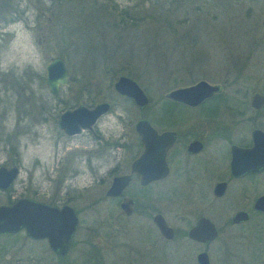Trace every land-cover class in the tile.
<instances>
[{
  "label": "rangeland",
  "instance_id": "374dc122",
  "mask_svg": "<svg viewBox=\"0 0 264 264\" xmlns=\"http://www.w3.org/2000/svg\"><path fill=\"white\" fill-rule=\"evenodd\" d=\"M113 1L120 6L149 7L146 0ZM93 2L0 0V51L11 49L17 58L16 64L0 71V166H6L13 152L20 158L18 175L8 194L0 191V204L22 195L32 198L33 189L38 193L36 199L48 201L56 179L63 177L72 196L71 205L81 212L79 229L96 227L95 214L103 206L91 204L100 196L99 182H108V171L113 166L121 170L120 159L124 161L131 155L127 144L133 139L134 121L147 114L154 122H161L163 108L158 107V101L163 92L203 79L224 85L223 92L241 102L247 90L258 89L264 79V0H179L175 6L185 22L180 31L183 36L176 40L170 35L154 36L146 23L132 30L114 29L100 35L103 27L110 28L111 21H104ZM97 3L100 7L107 4L109 11L113 5L106 0ZM8 18L13 20L5 23ZM62 26L65 30L60 33ZM88 40L93 46L101 42V48L105 47L103 63L96 61L91 66L82 60ZM56 55L65 61L69 84L52 96L44 85L43 67L49 57ZM110 66L131 72L129 76L150 99L146 109L140 112L131 101L115 94L111 85L114 79L128 75L122 71L110 80L106 70ZM90 101L111 104L109 112L96 122L101 140L96 141L84 131L62 147V142L57 145L58 131L52 116L66 107ZM172 113L179 118L187 115L183 109ZM230 116L236 113L231 111ZM85 137L88 144L81 143ZM219 145L213 152L222 160ZM240 187L233 184L222 199L209 203L208 216L218 236L207 245L192 243L180 235L193 223L192 217L169 216L167 222L177 234L163 247L162 243L155 245L157 264H196L195 254L201 250L207 252L209 264H264V215L252 216L239 225L228 220V212L241 203ZM191 188L195 204L210 201L204 184ZM161 189L172 190L171 202L177 204V209L185 211L189 207L185 204L188 187L172 188L166 182ZM131 226L132 221L129 229ZM16 234L0 237V264H20L21 259L26 264H55L44 242H31L22 237V232ZM151 237L160 242L154 231Z\"/></svg>",
  "mask_w": 264,
  "mask_h": 264
},
{
  "label": "flooded vegetation",
  "instance_id": "af4514ba",
  "mask_svg": "<svg viewBox=\"0 0 264 264\" xmlns=\"http://www.w3.org/2000/svg\"><path fill=\"white\" fill-rule=\"evenodd\" d=\"M262 80L263 85L256 90H247L241 102H236L233 100L232 96L230 97L225 94L223 92L224 85L209 83L206 80L204 81L211 85H217L219 89L195 105H188L171 100L166 97V93L178 87L188 86L199 80L187 85L172 87L163 92L162 97L158 101V107L161 106V108H163L160 114L161 122H154L147 114L146 116L148 118L144 116L137 118L132 126V142L127 144V148H129L131 155L124 161L120 159V162L122 161L123 163L122 169L124 171H122V169L117 170L116 166H113L108 171L111 176L110 180L108 182H99L101 185L99 188L101 191L100 196L95 198L91 206L97 207L100 205L103 206V208L100 212L97 211L95 214L97 219L96 227L94 228L85 227L79 229L81 212L71 205L72 196L68 192L69 186L66 184L63 177L61 179H56L48 201L36 199L35 196L38 193L33 189L32 194H35V196L32 198L22 195L13 200H8L6 204H0L9 205L17 199L28 198L58 209L65 205L71 207L77 218V225L64 254H57L52 251L46 239H32L28 237L23 229L14 233L2 234L0 237L17 236L16 233L22 232V237L24 236L25 240L35 243L44 242V248L48 251L50 259H52L55 264H152L153 261L157 264V254L153 251L155 245H160V243H162L163 247L164 244L166 245L168 242H171L177 234L174 228L167 222L169 216L187 219L192 217L194 219L193 223L190 224L186 230L180 232L182 237H185L188 241L190 240V242L192 241V243L207 245L217 238L218 229L208 216L210 215L209 203L217 199H222L233 184H240L241 186L239 189L241 191V203L228 212L229 222L239 225L247 222L252 216L264 215V211L255 210L253 207L255 199L264 195V164L257 165V162L263 158V140L260 139L258 134H255L257 131L264 134V79ZM113 82L111 85H113ZM60 88L61 87H59L56 94L48 93L52 96H56ZM115 94L133 103L130 98L119 95L117 92H115ZM255 94L262 96L261 102L252 101ZM145 95L147 97V104L142 109L136 106L140 112L147 108L150 101L146 93ZM100 102H107L109 104L108 110L98 117L90 128L81 129L78 133L73 135L65 134L57 126L59 114L73 107H66L57 114H54L52 118L54 119L58 131L56 144L59 145V142H62V147L65 143L67 144L69 139L80 135L84 131L91 138L100 141L101 136L96 129V122L109 112L111 104L108 101H99L94 104L90 101V104H81L87 108H92L95 104ZM49 108L45 111V114L43 113L42 121H45L46 114L49 113ZM179 109L185 110L187 115L182 118L175 117L172 112L178 111ZM231 111H234L236 116H230ZM141 118L145 119L157 134L166 133L168 135L164 139L168 147L162 155V176L147 181L144 184L140 181V176L136 172H130L132 162L142 152V144L134 129L135 122ZM238 126L241 128L240 130ZM88 141L89 139L85 137L81 143L88 144ZM218 144H220L218 150L222 153V160H218L216 154L213 152L215 150L214 147ZM255 145V151H252L251 149ZM114 146L123 148L126 146V143H121L120 145L114 143ZM233 146L242 150V164L251 168L256 164L255 170L245 171L239 176L231 175L230 163L232 156L231 149ZM12 154V158L5 163L6 166L4 167L9 168L16 166L19 171V155L16 152ZM155 166L156 165L150 160L144 164L145 170H152ZM120 175H129V180L118 194L107 195L106 191L111 184L112 178ZM166 182H169L172 188L180 185L188 187L189 194L185 199V201H187L185 204L190 205L185 211L177 209V204L171 202L172 190H160V187ZM11 184L5 188H0V191L8 194ZM199 184H204L206 186L208 199L210 201L203 200L195 204L191 187ZM217 184H223L219 194L215 193V186ZM238 211H245L248 214V218L240 223H234L231 219ZM156 217H160L164 223L171 228V237H165L160 232L155 222ZM201 217L209 220L216 228L217 235L211 241L199 242L187 236L188 230L193 227L195 222ZM130 221H132L131 229H129ZM79 230H81V234H78ZM152 231L155 232L160 242H157L154 237H151ZM15 261L18 262V259H15ZM8 262L9 261H6L3 264ZM20 264L26 263L21 259Z\"/></svg>",
  "mask_w": 264,
  "mask_h": 264
},
{
  "label": "water",
  "instance_id": "95a60500",
  "mask_svg": "<svg viewBox=\"0 0 264 264\" xmlns=\"http://www.w3.org/2000/svg\"><path fill=\"white\" fill-rule=\"evenodd\" d=\"M44 83L51 94H56L59 87L68 86V73L64 59L58 55L49 57L44 64ZM113 89L119 95L130 98L135 106L142 109L147 104V97L138 84L130 77L120 75L113 82ZM219 89L217 85H211L204 80H199L185 87H178L166 93V97L188 105H195ZM253 102L262 101V96L255 94ZM107 102L95 104L92 108L84 105H77L72 109L61 112L57 119V126L65 134L73 135L81 129L90 128L98 117L108 110ZM134 129L142 144V152L132 162L130 172H136L140 176V181L144 184L155 178L162 176V155L168 147L164 142L166 133L157 134L149 123L141 118L135 122ZM263 140V158L257 165L264 164V134L255 132ZM256 145L251 149L255 151ZM261 148V145H260ZM250 153V152H248ZM230 173L232 176H239L245 171L256 169L246 167L242 164V150L233 146L231 149ZM151 161L156 166L152 170H145L144 164ZM16 166L6 168L0 166V188H5L17 175ZM129 180V175H120L112 178L108 187L107 195H116ZM223 184L215 186V193L219 194ZM255 210L264 211V195L255 199ZM248 218L245 211H238L232 217V222L240 223ZM155 222L160 232L165 237H171L169 228L160 217L155 218ZM77 225V218L71 207L65 205L60 209L49 206L45 203L34 201L28 198H20L9 205H0V235L14 233L21 229L32 239H46L49 248L57 254H64L67 250L68 242ZM217 235L216 228L207 219L199 218L188 232V238L204 242L211 241ZM197 264H209L205 251L196 254Z\"/></svg>",
  "mask_w": 264,
  "mask_h": 264
},
{
  "label": "trees",
  "instance_id": "16d2710c",
  "mask_svg": "<svg viewBox=\"0 0 264 264\" xmlns=\"http://www.w3.org/2000/svg\"><path fill=\"white\" fill-rule=\"evenodd\" d=\"M94 1L93 7H98L97 9L101 14L100 16L104 18V21H111L110 28L103 27L105 30L102 28L99 32L100 35L104 36L106 32L114 29H118L120 32L132 30V28H138L142 23H146L154 36H161L164 38L165 35H170L173 37V40L183 36L180 31L185 20H181L183 15H179L177 12L178 8L175 6L179 0H146L149 2V7L146 6V8L144 4H137L132 6V8L131 6H120L113 0H106L113 4L110 7V11L107 4H105L104 7H100L97 0ZM195 9V7H191V10ZM184 12V14L187 15V11ZM12 20V18H8L5 23ZM64 30L65 26H62L60 27L59 32L62 33ZM66 39L68 40V38ZM100 43L93 46V43L88 40L87 45L84 47V56L82 59L84 62L93 66L96 61L101 63L102 60H105L104 55L102 58V53L105 51V47L101 48ZM106 70L109 71V77H111L110 80L122 71H126L128 76L132 75L129 70H124L122 68H111L110 66V68L107 67Z\"/></svg>",
  "mask_w": 264,
  "mask_h": 264
},
{
  "label": "clouds",
  "instance_id": "9594fccd",
  "mask_svg": "<svg viewBox=\"0 0 264 264\" xmlns=\"http://www.w3.org/2000/svg\"><path fill=\"white\" fill-rule=\"evenodd\" d=\"M17 63V58H14V54L11 49L7 51H0V71L6 70L9 65Z\"/></svg>",
  "mask_w": 264,
  "mask_h": 264
}]
</instances>
